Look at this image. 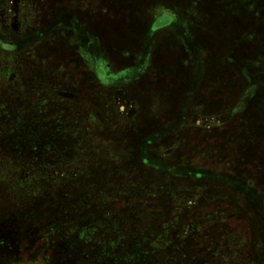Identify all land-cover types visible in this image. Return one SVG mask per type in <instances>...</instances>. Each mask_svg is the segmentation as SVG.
Listing matches in <instances>:
<instances>
[{
    "label": "rangeland",
    "instance_id": "1",
    "mask_svg": "<svg viewBox=\"0 0 264 264\" xmlns=\"http://www.w3.org/2000/svg\"><path fill=\"white\" fill-rule=\"evenodd\" d=\"M2 92L0 264H264V0H0Z\"/></svg>",
    "mask_w": 264,
    "mask_h": 264
},
{
    "label": "flooded vegetation",
    "instance_id": "2",
    "mask_svg": "<svg viewBox=\"0 0 264 264\" xmlns=\"http://www.w3.org/2000/svg\"><path fill=\"white\" fill-rule=\"evenodd\" d=\"M15 73L11 72V74H9L8 79L11 80L14 77Z\"/></svg>",
    "mask_w": 264,
    "mask_h": 264
},
{
    "label": "crops",
    "instance_id": "3",
    "mask_svg": "<svg viewBox=\"0 0 264 264\" xmlns=\"http://www.w3.org/2000/svg\"><path fill=\"white\" fill-rule=\"evenodd\" d=\"M6 96V94L4 93V92H2L1 94H0V98H4Z\"/></svg>",
    "mask_w": 264,
    "mask_h": 264
},
{
    "label": "trees",
    "instance_id": "4",
    "mask_svg": "<svg viewBox=\"0 0 264 264\" xmlns=\"http://www.w3.org/2000/svg\"><path fill=\"white\" fill-rule=\"evenodd\" d=\"M250 1H252V0H250ZM254 1V0H253ZM261 2V1H260ZM261 4H263V2L261 3ZM250 5H252V3H250ZM253 7V6H252ZM262 7V6H261Z\"/></svg>",
    "mask_w": 264,
    "mask_h": 264
}]
</instances>
